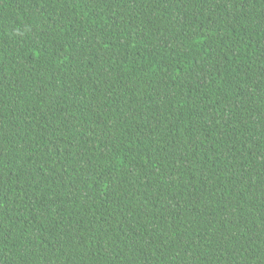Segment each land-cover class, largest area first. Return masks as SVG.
Listing matches in <instances>:
<instances>
[{"label": "trees", "instance_id": "obj_1", "mask_svg": "<svg viewBox=\"0 0 264 264\" xmlns=\"http://www.w3.org/2000/svg\"><path fill=\"white\" fill-rule=\"evenodd\" d=\"M0 264H264V0H0Z\"/></svg>", "mask_w": 264, "mask_h": 264}]
</instances>
